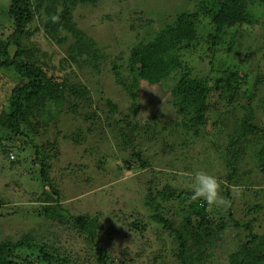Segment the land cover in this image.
I'll return each instance as SVG.
<instances>
[{"label":"rangeland","instance_id":"1","mask_svg":"<svg viewBox=\"0 0 264 264\" xmlns=\"http://www.w3.org/2000/svg\"><path fill=\"white\" fill-rule=\"evenodd\" d=\"M198 1L62 0L59 12L71 17L78 38L55 27L32 0L34 18L18 40L31 62L57 80L60 96L40 100L24 128L30 141L0 127V240L32 245L35 237L72 254L77 264H100L93 245L75 236L69 222H53L40 211L47 205L44 192L55 187L67 213L99 215L105 264H182L178 241L145 203L149 188L164 186L172 196L163 214L189 235L184 264H230L250 239L236 221L252 223L260 236L255 243L263 239L264 0H244L249 22L227 29L216 44L210 19L201 17L191 45L169 53L180 67L159 84L142 80L130 66L135 48ZM9 6L10 0H0V36L13 52ZM187 76L206 82L211 95L201 111L186 114L175 88ZM21 79L0 66V113ZM251 116L260 131L245 127ZM37 151L49 157L47 181ZM197 170L218 178L227 205L191 199ZM197 204L206 206L208 221L201 226ZM134 219L141 220L136 228Z\"/></svg>","mask_w":264,"mask_h":264},{"label":"trees","instance_id":"2","mask_svg":"<svg viewBox=\"0 0 264 264\" xmlns=\"http://www.w3.org/2000/svg\"><path fill=\"white\" fill-rule=\"evenodd\" d=\"M74 1L97 3L100 0ZM36 2L37 8L42 10L44 16L55 27H61L81 38L82 33L74 27L67 12L65 11L63 14L59 12L62 0H36ZM194 8L192 11H185L180 14L174 23L163 28L151 41L141 44L133 50L129 62L134 74L149 84H159L162 79L169 75L170 71L177 66L180 67L178 59L170 56L169 53L182 46L191 45L197 36V24L203 16L208 17L214 27V33L211 34L214 44L217 43V37L224 35L227 29L236 24L242 25L250 20L244 0H199ZM7 13L13 25L11 27L15 31L14 35H16L12 40L15 49L12 52L9 43L0 36V66L15 72L17 76L22 78V84L18 85L8 96V106L0 113V127L17 136H23L25 135L24 128L31 125L32 117L35 116L36 109L42 103L40 100L58 101L61 86L39 63L31 62L32 57L29 51H26L18 40L26 33V26L34 18L35 8L32 0H10ZM175 89L177 97L181 99V104L186 107L184 109L186 114L190 110L201 111L207 98L211 95L206 82L192 79L189 76L181 77ZM70 93L76 94L73 91ZM110 104L115 109V106L112 103ZM252 120V116L245 119V127L252 131H260L252 123ZM25 136L30 141V137ZM235 143H237V140L230 144L232 148ZM40 152V155L38 151L36 152L35 159L39 160L42 157L44 160L43 163H39L40 174L42 179L47 181L44 173V163L49 157L43 155L42 151ZM136 158L142 165L145 164L139 155ZM261 160V168L264 169V155ZM50 187V185H47L43 189L47 191ZM148 191L145 203L153 213L151 217L174 235L179 244V259L184 264L188 247L187 236L189 235L182 230L183 225L179 229L175 228L173 222L163 214L165 210L164 202L171 198L172 190H169L168 186H164L156 190L149 188ZM43 198L47 205L40 211L44 216L50 218L53 222H69L67 226L75 230V236H81L86 245H93L97 261L100 264H105L107 257L106 253H103L104 250L100 244L103 232L99 215H72L67 213L60 202L59 189L55 187L51 188V191L44 192ZM194 208L196 215L200 218L198 225L205 224L208 221L205 211L206 206L197 204ZM229 216H231L230 213ZM185 220L186 224L190 221L188 217ZM140 221V219H134L131 225L136 228L139 226ZM235 225L247 230L250 239L247 240V243L242 246L238 253L230 257V264H264V235L260 242L255 243L260 236L252 231L251 222L242 225L236 221ZM218 226L221 227L222 224ZM32 242L34 245L26 244L23 238L16 241L6 238L1 239L0 264H77L72 254L62 252L59 248L40 241L38 238L35 239V237L32 238ZM31 247H35L36 250ZM24 248H29L27 255H23L21 252Z\"/></svg>","mask_w":264,"mask_h":264},{"label":"clouds","instance_id":"3","mask_svg":"<svg viewBox=\"0 0 264 264\" xmlns=\"http://www.w3.org/2000/svg\"><path fill=\"white\" fill-rule=\"evenodd\" d=\"M56 19L55 17L53 18ZM192 200H202L207 205H227L229 201L220 195V182L215 175L197 170L192 173Z\"/></svg>","mask_w":264,"mask_h":264}]
</instances>
